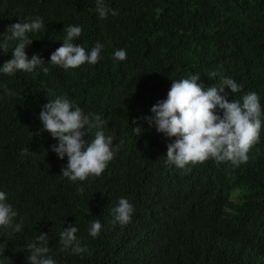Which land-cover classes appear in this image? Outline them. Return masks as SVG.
<instances>
[{"label":"trees","instance_id":"16d2710c","mask_svg":"<svg viewBox=\"0 0 264 264\" xmlns=\"http://www.w3.org/2000/svg\"><path fill=\"white\" fill-rule=\"evenodd\" d=\"M105 4L118 15L101 19L95 0H0V45L11 24L40 17L46 30L27 34L32 43L25 52L39 54L49 69L0 72V191L17 212L14 223L23 221L19 233L0 226V264H29L27 245L41 232L48 233L55 264H264V116L247 162L234 167L210 158L186 166L190 171L167 162L175 137L143 119L138 136L132 125L152 115L172 80L196 73L205 90L222 77L234 79L242 90L232 96L225 88L228 100L255 92L264 113V0ZM70 25L82 26L74 43L88 51L103 45L96 64L65 70L48 61ZM16 43L8 40L7 52L0 47V66ZM120 49L123 61L114 56ZM5 86L14 95H6ZM56 96L105 121L116 151L99 177L73 182L61 174L67 157L52 151L57 140L39 119ZM121 197L134 206L125 226L113 223L111 211ZM93 220L102 225L95 238L89 235ZM70 224L86 253L60 250V233Z\"/></svg>","mask_w":264,"mask_h":264},{"label":"clouds","instance_id":"9594fccd","mask_svg":"<svg viewBox=\"0 0 264 264\" xmlns=\"http://www.w3.org/2000/svg\"><path fill=\"white\" fill-rule=\"evenodd\" d=\"M95 11L101 19L109 13L118 15V10L110 9L105 0H95ZM41 30H46V26L40 17L10 25L8 31L11 34L4 35L5 42L0 47L7 52L8 40H16L17 43L12 58L0 66V72L7 75H13L18 70L32 73L38 67L45 74L49 71L39 54L34 53L29 57L25 52L26 46L32 43L27 34ZM81 33L82 26H68L62 45L51 53L48 61L65 70L78 68L85 63L96 64L103 45L97 42L90 51L86 50L80 43H74ZM114 56L123 61L127 54L124 49H120L115 51ZM199 79V73H196L190 78L172 80L166 99L158 100L151 106L152 115L133 119L134 130L138 136L144 131L137 123V120L143 119L149 128L154 126L158 133H163L167 138L175 137L167 145V162L186 171H190L186 166L202 164L210 158L217 162L229 161L234 167L247 162L248 153L259 142L262 127L264 113L259 96L249 92L242 96V101H229V93L225 88L230 89L233 96L242 90L241 84L232 78L222 77L218 87L210 86L205 90ZM5 94L14 95L6 86ZM217 109L222 111V116L217 114ZM39 119L43 125L42 131H47L57 140V144L51 146L52 151L60 159L67 157V165L62 168L61 174L70 181H84L89 176L99 177L114 158L116 147L113 146V137L104 134L105 121L99 114L86 115L66 96L48 100L39 113ZM91 129L96 131L94 139L89 142L85 140V135L88 136ZM28 151V148L22 149L21 155ZM77 190L84 191L82 187ZM86 211L90 213L89 207ZM111 211L113 223L125 226L132 220L134 206L126 197H121ZM16 216L17 212L6 202V193L0 191V226L19 233L23 221L14 223ZM101 227L99 220H93L89 235L97 237ZM77 231L78 228L73 224L63 229L60 233L61 251L71 249L74 254L87 252V248L82 247L77 240ZM27 248L30 250V255L26 257L29 264H55L49 255L48 233L41 232Z\"/></svg>","mask_w":264,"mask_h":264}]
</instances>
